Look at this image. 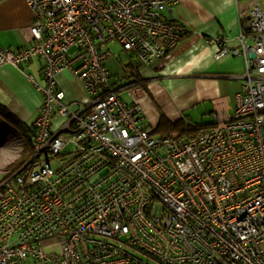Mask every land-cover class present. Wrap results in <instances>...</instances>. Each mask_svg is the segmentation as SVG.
<instances>
[{
	"label": "built area",
	"instance_id": "obj_1",
	"mask_svg": "<svg viewBox=\"0 0 264 264\" xmlns=\"http://www.w3.org/2000/svg\"><path fill=\"white\" fill-rule=\"evenodd\" d=\"M26 1L29 43L0 46V65L41 58L43 83L27 77L42 98L31 149L0 170V264H264V0L235 44L207 39L244 69L227 75L235 107L218 102L193 137L156 134L135 95L140 65L189 32L165 16L174 0ZM114 53L129 84L107 68ZM62 70L90 102H67Z\"/></svg>",
	"mask_w": 264,
	"mask_h": 264
},
{
	"label": "crops",
	"instance_id": "obj_2",
	"mask_svg": "<svg viewBox=\"0 0 264 264\" xmlns=\"http://www.w3.org/2000/svg\"><path fill=\"white\" fill-rule=\"evenodd\" d=\"M252 1L174 0L169 2L165 11L166 18L183 23L189 32L166 55L149 65H140V70L148 66L153 69L150 76L143 75V72L140 74L143 81H147L149 91L135 89V95L140 98L149 126L155 127L158 124L162 112L172 121L185 118L179 106L159 104L151 92L159 79H155L152 74H159L169 79V83L180 85L191 78L215 79L228 77L226 75L228 73L239 75L243 72L244 59L241 55L217 59L215 57L217 46L209 43L207 39L223 33L228 37L227 42L230 45L235 44V36L241 29L242 18L247 15L254 3ZM32 21L33 12L26 0H0V46L11 48L26 46L29 43L28 28ZM117 55L114 53L111 57ZM42 66L41 58H31L22 63L21 67L10 64L0 65V108L5 112L0 113V124L3 125V132L9 131L10 135L7 136L20 138L22 143L19 151L24 147L26 138L24 131L33 127L35 118L39 114L42 98L41 91L28 79L27 73H32L42 84ZM75 79V75L68 70H62L58 74V82L66 93V100L74 101L72 98L76 94L73 88ZM233 79L234 89L238 91L241 82L238 78ZM215 99L217 102L214 103L213 109L221 108L218 102L227 100ZM132 100L131 97L130 101ZM227 104L229 110L235 107V105L231 107L228 100ZM5 133H2V139L7 137Z\"/></svg>",
	"mask_w": 264,
	"mask_h": 264
},
{
	"label": "rangeland",
	"instance_id": "obj_3",
	"mask_svg": "<svg viewBox=\"0 0 264 264\" xmlns=\"http://www.w3.org/2000/svg\"><path fill=\"white\" fill-rule=\"evenodd\" d=\"M256 1L259 2L260 5L263 4V0H253V2ZM120 50V46H117L115 49L117 53L120 52ZM106 65L112 75L121 78L122 83L129 84L134 79L126 75V71L122 65V58L118 55L107 59ZM152 71L153 69L151 66L141 70L145 76H150ZM152 75L155 76V79H159L156 86L151 91L156 100L162 106H179L183 110L182 113L185 116L184 120L186 122L211 124L213 122L211 112L214 108V102L212 101L215 98H226L231 107L236 104V93L239 90L236 91V89H234L235 81L229 76L215 79L191 78L185 80L184 84L177 85L176 83H169V79L163 78L159 74L154 73ZM75 78L76 79L73 81V88L76 94L72 100H77L82 104L90 102L91 95L85 89L82 80L77 75H75ZM138 81H141V91H149V86L146 83L147 81H143V78L138 79ZM122 98L126 101H130L131 96L124 92L122 93ZM70 100L71 99H67V102H70ZM73 108L76 110L77 105H73ZM3 131V125L0 124V170L9 167V165L12 164H10V162H13V159H16L20 155L19 149L22 143L20 138L16 136H7L10 135L8 130L6 133ZM2 133H5L7 137L4 136L5 138L2 139ZM156 134H162V132L158 131ZM1 177L2 174L0 173V178ZM49 248H47V250ZM53 249L58 250V247ZM26 264L38 263L28 261Z\"/></svg>",
	"mask_w": 264,
	"mask_h": 264
},
{
	"label": "trees",
	"instance_id": "obj_4",
	"mask_svg": "<svg viewBox=\"0 0 264 264\" xmlns=\"http://www.w3.org/2000/svg\"><path fill=\"white\" fill-rule=\"evenodd\" d=\"M141 76L137 75L135 76L136 79H140ZM0 113H5L3 109L0 108ZM210 124H201V123H191L186 122L184 118H179L177 120L172 121L167 117L165 113H161L159 122L155 126L154 130L156 132L160 131L162 133H168L171 135H186L189 137L195 136L199 131L206 129L209 127ZM26 138L24 141V147L22 148V153H25L26 151L30 150L32 147L31 142V132L32 127L30 129H26L25 131ZM23 134V135H25Z\"/></svg>",
	"mask_w": 264,
	"mask_h": 264
}]
</instances>
